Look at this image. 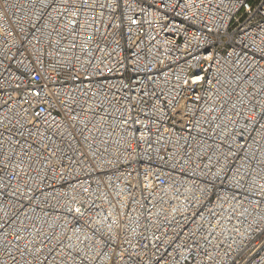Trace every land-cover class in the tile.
Returning a JSON list of instances; mask_svg holds the SVG:
<instances>
[{"label": "built area", "instance_id": "2783aa9c", "mask_svg": "<svg viewBox=\"0 0 264 264\" xmlns=\"http://www.w3.org/2000/svg\"><path fill=\"white\" fill-rule=\"evenodd\" d=\"M0 264H264V0H0Z\"/></svg>", "mask_w": 264, "mask_h": 264}]
</instances>
